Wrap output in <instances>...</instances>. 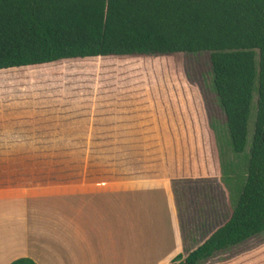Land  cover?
Returning <instances> with one entry per match:
<instances>
[{"label": "rangeland", "instance_id": "obj_1", "mask_svg": "<svg viewBox=\"0 0 264 264\" xmlns=\"http://www.w3.org/2000/svg\"><path fill=\"white\" fill-rule=\"evenodd\" d=\"M214 90L208 52L2 70L0 187L158 178L143 190L137 218L168 227L169 182L185 257L230 217L250 157L257 91L236 155ZM200 264H264V232Z\"/></svg>", "mask_w": 264, "mask_h": 264}, {"label": "trees", "instance_id": "obj_2", "mask_svg": "<svg viewBox=\"0 0 264 264\" xmlns=\"http://www.w3.org/2000/svg\"><path fill=\"white\" fill-rule=\"evenodd\" d=\"M202 52L209 53L212 87L236 155L247 144L257 91L250 157L228 220L168 264H200L264 232V0H0V71Z\"/></svg>", "mask_w": 264, "mask_h": 264}, {"label": "crops", "instance_id": "obj_3", "mask_svg": "<svg viewBox=\"0 0 264 264\" xmlns=\"http://www.w3.org/2000/svg\"><path fill=\"white\" fill-rule=\"evenodd\" d=\"M160 180L82 179L0 187V264L18 258H30L36 264L170 263L183 253L184 242L169 182L170 225L137 218L143 208V190ZM134 188L138 192L129 195Z\"/></svg>", "mask_w": 264, "mask_h": 264}]
</instances>
